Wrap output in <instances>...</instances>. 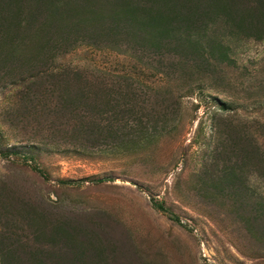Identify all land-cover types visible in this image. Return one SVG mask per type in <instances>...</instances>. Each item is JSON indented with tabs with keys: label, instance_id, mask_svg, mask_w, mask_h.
I'll return each mask as SVG.
<instances>
[{
	"label": "rangeland",
	"instance_id": "1",
	"mask_svg": "<svg viewBox=\"0 0 264 264\" xmlns=\"http://www.w3.org/2000/svg\"><path fill=\"white\" fill-rule=\"evenodd\" d=\"M16 1L18 11L26 2L33 1L34 8L39 4ZM9 4L15 10L14 0H0V264H254L252 257L264 255V246L246 235L239 202L213 198L222 184L204 185L194 176L219 172L226 164L241 171L242 141L233 135L236 142L230 148L227 122L256 127L264 122V39L245 37L242 30L224 37L220 34L230 29L223 26L219 36L230 46L234 62H226L225 78L208 80L210 86L193 96L189 104H198L196 117L183 134L165 138L161 133L133 152L114 145L116 136L107 133L96 134L95 144L76 147L63 138L52 143V123L36 121L38 108L30 101L35 96L22 77L47 61H29L37 55V41L38 47L48 41L40 51L52 55L48 61L55 65H72L100 77L115 73L109 81L120 75L139 81L137 97L131 90L126 109L136 99L141 110L147 102L139 88L160 84L164 76L154 75L153 65L125 46L91 44L82 37L72 43L52 41L49 24L40 41L41 36L25 45L21 41L30 38L39 17L35 21L24 9L13 27H4ZM219 24L216 29H221ZM95 75L78 80L80 105L98 113L125 101L115 91L119 85L107 93ZM213 97L232 109H215ZM65 106L61 110L68 115ZM213 111L216 118H226L219 123L221 135ZM6 150L19 153L6 156ZM101 177L110 180L95 181ZM247 184L264 194V179L258 175L248 177ZM229 187L239 193L242 181ZM242 249L253 255H243ZM5 255L15 257L9 261Z\"/></svg>",
	"mask_w": 264,
	"mask_h": 264
},
{
	"label": "trees",
	"instance_id": "2",
	"mask_svg": "<svg viewBox=\"0 0 264 264\" xmlns=\"http://www.w3.org/2000/svg\"><path fill=\"white\" fill-rule=\"evenodd\" d=\"M14 3L15 10L9 4L5 11L7 19L4 27H13L18 14L24 9L30 10L29 16L35 21L39 17L32 34H28L30 38L21 41L25 45L29 42L33 44L41 36L40 41L45 35V25L49 24L48 27L54 30L52 41L60 39L72 43L82 37L83 41L91 44H110L114 48L125 46L144 64L153 65L154 75L164 76L163 82L157 85H143L141 81L143 86L139 89H142L148 104L145 103L139 110L135 99L132 107L126 109L127 100L131 102V90L137 97L138 87L135 84L139 81L132 76L127 78V75L109 81L106 79L115 76V73H102L105 76L100 77L72 65H55L48 61L52 55L40 51L48 41H41L39 47L37 41L34 50L37 55L30 56L29 61H47H42L41 67L22 77L27 89L33 91L35 96L30 101L35 102L38 108L39 117L36 121L38 124L52 123V143L63 138L64 142L73 143L76 147L86 146L88 142L95 144L98 141L96 134L103 136L107 133L116 136L114 145L120 148L125 145L133 152L141 144H149L151 138L160 137L161 133L166 134L165 138L183 134L192 128L196 117L198 104H189L193 96H198L210 86L208 80L225 78L226 62L228 66L231 61L234 62L230 56V46L219 36L224 32L223 26L230 31L220 34L222 36L234 35L242 30L245 37L264 39V0H39L36 8L33 1L26 2L19 11L18 1L14 0ZM9 11L14 13L9 14ZM19 18L18 25H22V18ZM25 20L28 26L33 24L28 14ZM218 23L221 29H216ZM6 32L13 34L9 30ZM91 75L100 79L107 93L113 92L111 86L119 85V91H115L125 101L117 102L98 113H91L80 105V91L77 93L79 89L76 84L78 80L88 79ZM174 82L178 85H174ZM213 99L218 102V108L215 109H232L227 101L216 97ZM64 102L69 107L68 115L61 110L63 107L67 110ZM51 109L54 113L49 112ZM213 112L216 118V112ZM50 115L54 117L51 121L48 120ZM129 121L132 124L130 131ZM221 121H226V118L217 117L215 123L220 135ZM227 125L230 148H234L236 142L233 135L237 141H242L241 171L238 172L236 166L226 164L219 172L206 170L194 176L204 185L214 182L222 184L223 188H218L213 198L218 197L233 204L239 202L242 225L246 235L253 238L248 239L264 246V194L256 192L247 184L248 177L255 174L264 179V122L258 127L243 121L236 126L230 120ZM10 152L6 150L4 154L19 153ZM108 180L110 177L95 179L98 183ZM240 180L242 190L239 193L229 189V186L233 187ZM225 188L229 190L226 192ZM158 204L164 209L163 205ZM242 254L253 255L244 249ZM14 257L5 255L3 259L12 261ZM252 259L255 260L254 264H264V255Z\"/></svg>",
	"mask_w": 264,
	"mask_h": 264
}]
</instances>
